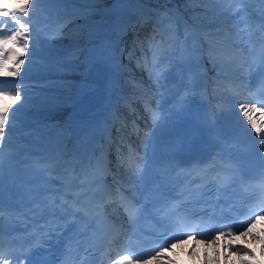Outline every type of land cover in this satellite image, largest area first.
Masks as SVG:
<instances>
[{
    "label": "bare ground",
    "instance_id": "bare-ground-1",
    "mask_svg": "<svg viewBox=\"0 0 264 264\" xmlns=\"http://www.w3.org/2000/svg\"><path fill=\"white\" fill-rule=\"evenodd\" d=\"M139 2L142 1L97 0L95 3L82 7V10L87 12L85 15L83 13L82 23H79L80 16L78 14L60 13L68 6L60 2L43 4L35 9L28 23L39 33L40 43L37 46L36 55L32 58L34 63L23 73L25 79L21 82L25 89L30 88L33 92L27 94L28 99L23 102H16L10 97L0 98V104L11 105L17 109L16 120L12 122L13 127L7 133V140L15 144L16 152L29 153L38 147L49 157H56L61 153L60 148L67 141V118L71 111L91 105L86 96L90 82L96 77L95 52L98 42L102 40L107 42L111 65L106 100L102 106L103 111L98 119V125L93 131L99 136L96 149H107L108 156L118 158L117 175L128 189L133 188L136 177L133 173L131 174L130 167L134 166L138 154L137 147L142 153L146 151L147 145L154 144L148 141L149 138L145 137L140 128V124L146 120L144 113L150 108L146 102H155L154 110L158 114V123L149 131L151 137L158 140L161 132L166 129L165 121L169 117V107L173 102L172 95L180 84L177 68L168 57V53L174 49L173 46L179 40L183 41L189 51L195 53L194 51L200 47L204 48L207 43L213 47H219L220 39L206 35L214 33L218 29L211 22L203 23L204 18L199 9L189 10L187 14H178L166 3L158 2L157 13L164 16L160 17L156 13L152 18L147 17V20H143V23L144 27L148 28L147 23L152 21L153 28L149 37L153 42L163 44L161 56L164 57V62L154 68L153 72L148 73L149 76L142 77L143 67L139 65V70L132 72L131 70L134 68L130 69L123 65L120 62L119 53L115 51L120 40L127 38L136 20L141 19L144 15L148 16L143 9L147 1L145 0L142 4ZM16 4L17 2L0 0V7L11 8ZM238 7L240 8L241 5ZM249 7L254 16L263 6L259 8L250 0ZM165 9L171 10L172 13V16L167 19L165 17L168 16V13L165 12ZM190 12L191 14H188ZM78 25L83 27L79 28ZM228 25L231 26V21H228ZM154 27H162V31L166 35L156 36ZM138 28L136 26L135 29L139 33ZM68 31L74 34H69ZM46 38H51V42L46 41ZM67 41H75V44L66 46L63 43ZM196 41H201V44L195 47ZM207 47L209 49V46L205 47L208 53ZM81 48L83 56H80L79 66L74 68V66H70V62L68 65V60H66L68 55L81 50ZM202 54L203 52L198 54L199 61L207 67V70L211 71L215 67L208 65L202 58ZM241 54L238 51H235L232 57H224L219 54L226 61L228 60L224 66L228 72L215 75L219 80L216 84H222L223 90L220 94H215L213 91L215 95L212 96V103L215 104L216 117L220 116L216 118L219 124L233 127L249 135L252 129L239 108L240 104L252 103L251 98L244 95V90L241 88V85L244 84ZM158 63L157 61L155 65ZM163 67L168 68L165 76L160 74V69ZM70 68L73 70L69 74H64ZM4 82L15 83L5 86L4 91L19 90L16 79H7ZM45 83H51L58 87L59 102L56 106H37L35 104L38 100V97L33 95L35 87L46 88ZM226 87H228V91H226ZM136 91L147 93V98L150 100H142L139 95L135 94ZM139 100L141 103H138ZM111 101L115 112H128L133 115V119L112 114L105 116V105ZM254 118L260 120V113L257 112ZM133 121L135 122L133 123ZM141 139H143V144L139 148ZM248 225L244 232L237 231L242 233L237 237H235L237 232L229 236H222L218 233L214 237V243L212 242L213 238H198L192 234L179 235L171 240L167 247H163L161 255H155L156 252L161 251L160 247L151 255L140 259L134 258L133 262L134 264H176L177 260H181V255L186 254L191 264H257L256 258L262 260L264 264V215L250 220ZM246 248L253 251L254 257L246 255L248 250ZM219 253L223 254V262L218 259Z\"/></svg>",
    "mask_w": 264,
    "mask_h": 264
},
{
    "label": "snow or ice",
    "instance_id": "snow-or-ice-1",
    "mask_svg": "<svg viewBox=\"0 0 264 264\" xmlns=\"http://www.w3.org/2000/svg\"><path fill=\"white\" fill-rule=\"evenodd\" d=\"M63 2V0H17L15 7H0V18L3 22L0 23V78L4 79H16L17 88L19 90L3 91L0 90V98L10 97L16 102H23L28 99L25 86L21 83L25 78L23 73L28 70L34 63L33 57L37 53V46L40 43L39 33L34 28L30 27L28 20L33 15L35 9L43 4ZM185 4L198 3L204 5H219V4H231L239 3L241 7L237 12L229 8L216 9L205 8L204 13L210 18V22L217 27V31L214 33H207L206 35L211 37H219V47H213L210 45L209 55L213 62V66H218L216 61V55L222 54L224 57H232L233 53L237 49L247 48L248 45L253 47L260 43L264 47V7L258 9L259 16L255 19L259 20L258 24H254V16L250 10V0H183ZM252 2L264 6V0H252ZM168 16L165 19L172 16L171 10L165 9ZM19 14V15H18ZM159 15V13H157ZM239 15V19H235L234 16ZM223 18V19H221ZM228 21H231L229 27ZM241 24L245 27H241ZM9 29L11 30L9 33ZM174 47V46H173ZM247 88V85H241ZM218 88L223 87L222 84L217 85ZM257 94H264V82H261L258 93H252L253 96ZM264 98H261L257 102L249 104H240L239 108L243 117L247 120L250 128L255 132L256 139L261 142V150L264 153ZM16 108L11 105L5 106L0 104V152L3 150V145L7 139V133L11 131L13 123L16 120L15 112ZM260 113V120L255 119L256 113ZM86 177H89V173H85ZM96 179H87L80 182L77 186L82 188L83 191L77 193V199L73 204H69L64 198V195L56 192L50 196L44 195L41 199H36V194L39 193V188L30 189L33 193V198L30 200V204L35 205V209L30 208V211L39 210L40 212L47 211L54 218H62L71 215L72 217L79 219V213L84 212L87 217L89 212L92 211L91 199L95 197L100 189H93L92 185L97 184ZM119 191V189H117ZM87 197L88 199L81 202V198ZM4 160L0 158V226L4 223ZM264 211V208L259 209ZM144 209H140L141 214ZM12 214H10L11 218ZM243 225L233 221L231 227L239 230ZM41 228L44 225H40ZM60 229V225L56 224L51 231ZM168 229H166L167 231ZM215 230V229H213ZM48 233H45L47 235ZM225 233L220 232V235ZM231 235V233H227ZM83 233H78L75 237H68L65 241V256L70 257L74 251V245L78 242L79 237ZM176 237H166L162 241V245L167 244L169 240ZM212 242H215L213 238ZM17 251H21L24 259L19 261V264H26L27 253L15 247V238H12L5 245L3 231L0 230V264H13V260ZM163 252V246L161 251L156 252L155 255L159 256ZM119 261H126L127 264H134L133 259L129 254H123L119 256ZM61 264H68V261H62ZM113 264H118L117 261H113Z\"/></svg>",
    "mask_w": 264,
    "mask_h": 264
},
{
    "label": "rangeland",
    "instance_id": "rangeland-1",
    "mask_svg": "<svg viewBox=\"0 0 264 264\" xmlns=\"http://www.w3.org/2000/svg\"><path fill=\"white\" fill-rule=\"evenodd\" d=\"M97 0H91L90 1V3H80L81 5H83V7L84 6H87V5H89V4H92V3H95ZM60 3H62V4H66V5H68L64 10H62L60 13H64V14H71V13H73V14H78L79 16H80V18H79V23H82V21L84 20V18L82 17L83 16V13H84V15L87 13L86 11H83L82 10V7H75V5L77 4L75 1H72V0H63V2H60ZM173 8H175V10H177V11H179V12H182V13H180V14H187V13H183L184 11H182L183 9H185L183 6H182V4L180 3V2H175V3H173ZM209 6H211V8H216V9H218V10H220V9H224L225 7H222V6H220V5H209ZM200 10L201 11V13H202V17L204 18L202 21H203V23L204 24H206V23H209L210 22V18L209 19H205V17H206V15H205V13H204V9H202V8H197V10ZM188 14H191V12L190 13H188ZM203 14H204V16H203ZM81 25V24H80ZM80 25H78L77 27H79V28H82L83 26H80ZM68 33L69 34H74L73 32H69L68 31ZM46 41H48V42H51V38H46ZM73 41H67V42H65V43H63L64 45H66V46H72L73 45ZM208 44V43H207ZM208 46V45H207ZM80 53H81V50L79 49V50H77L75 53L73 52V53H70L69 55H68V57L66 58V60H68V62H67V64L69 65L70 63V66H74V68L76 67V66H79V64H80ZM216 58H218V59H222L221 60V62H220V64H219V66L222 68V72H228L225 68H224V66H225V60H224V58H219V57H217L216 56ZM73 59V60H72ZM70 62V63H69ZM66 63V62H65ZM127 68H130L131 69V67L132 68H134V69H132L131 71L132 72H134V71H138L139 70V67L136 65V64H134V63H131V62H129V65H131V66H129L128 64L126 65V64H124ZM137 69V70H136ZM71 70H73V68L71 69H68V70H66L65 72H64V74H69L70 73V71ZM140 72V71H139ZM218 72V71H217ZM216 71H213V74H216L217 73ZM222 72H218V73H222ZM215 81V80H214ZM65 85V84H64ZM28 91V89L26 90V92ZM33 92V91H32ZM54 93V88H52V87H46V88H43V89H41L39 86H37V87H35V92L33 93V95H34V97H38L39 99L38 100H41V99H47L46 101H44V102H41V101H37L35 104L37 105V106H56L57 104H58V102H59V96L58 95H55V93ZM47 94H48V96H47ZM50 94H52V96H53V98H52V96L50 95ZM57 94H59V92L57 93ZM49 98H51V99H49ZM216 112V111H215ZM131 169H132V167H130V171H131ZM132 174V173H131ZM248 223L249 222H247L246 224H245V226L241 229V232H244V230H246V228H247V225H248ZM249 226V225H248ZM241 232H239V233H237L236 235H235V237H237V236H240L242 233ZM216 235H214V236H211V238H214ZM174 245V244H173ZM160 248V247H159ZM158 249V248H157ZM157 249H155L154 251H156ZM246 249H248L247 250V256L248 257H254V255H253V251H251V249L250 248H246ZM153 251V252H154ZM152 252V253H153ZM242 252V251H241ZM151 253V254H152ZM151 254H149V255H151ZM218 259L221 261V262H223L224 261V259H223V254L222 253H219L218 254ZM256 260H257V264H263V261L262 260H260L259 258H256ZM259 260H260V262H259ZM216 262V261H215ZM256 264V263H255Z\"/></svg>",
    "mask_w": 264,
    "mask_h": 264
},
{
    "label": "trees",
    "instance_id": "trees-1",
    "mask_svg": "<svg viewBox=\"0 0 264 264\" xmlns=\"http://www.w3.org/2000/svg\"><path fill=\"white\" fill-rule=\"evenodd\" d=\"M76 1L82 2L83 0H76ZM84 1H89V0H84ZM169 1H171L173 3L180 2L185 9L200 8V7H203L204 9L205 8H209L207 5L198 4V3H195V2L191 3V4H185L183 2V0H169Z\"/></svg>",
    "mask_w": 264,
    "mask_h": 264
},
{
    "label": "water",
    "instance_id": "water-1",
    "mask_svg": "<svg viewBox=\"0 0 264 264\" xmlns=\"http://www.w3.org/2000/svg\"><path fill=\"white\" fill-rule=\"evenodd\" d=\"M101 54H104V52L102 51Z\"/></svg>",
    "mask_w": 264,
    "mask_h": 264
}]
</instances>
